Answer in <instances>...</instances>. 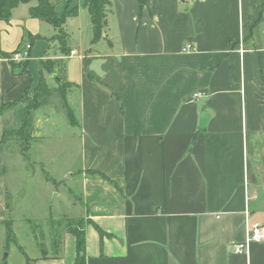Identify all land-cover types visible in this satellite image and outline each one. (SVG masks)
Listing matches in <instances>:
<instances>
[{
    "label": "crops",
    "instance_id": "obj_1",
    "mask_svg": "<svg viewBox=\"0 0 264 264\" xmlns=\"http://www.w3.org/2000/svg\"><path fill=\"white\" fill-rule=\"evenodd\" d=\"M109 1L98 42L86 0L56 5L58 17L68 5L79 9L62 28L75 53L66 59L49 43L58 31L30 17L36 2L0 22L5 242V132L23 128L41 140L60 123L80 142L83 168L74 181L85 264H264V242L245 255L232 250L264 227V0ZM26 46L32 60L23 74L2 54ZM64 59L75 124L55 107L30 112L26 124L23 108H4L37 87L40 61ZM201 114L210 117L203 130ZM29 258L25 264H74L76 240L63 231L53 256Z\"/></svg>",
    "mask_w": 264,
    "mask_h": 264
},
{
    "label": "rangeland",
    "instance_id": "obj_2",
    "mask_svg": "<svg viewBox=\"0 0 264 264\" xmlns=\"http://www.w3.org/2000/svg\"><path fill=\"white\" fill-rule=\"evenodd\" d=\"M51 1L59 4L56 0ZM60 38L61 32H58L49 43L54 47L56 43L62 53L57 41ZM260 41L261 45H264V33ZM26 47L18 53L25 52ZM31 51L28 58L23 60H16V55L8 57L15 70L23 74L28 73L29 62L32 60ZM62 55L66 59L72 54ZM65 59L50 60L58 66L53 75L45 76L48 86V81L51 87L57 85L55 79L61 76L60 64H65ZM34 90L28 91L19 99L17 105L26 110L32 108L30 101L33 99ZM45 110L47 109L41 110L40 113L46 112ZM58 124L56 130L43 136L41 140L25 134L21 128L5 134L4 183L9 212L7 227L9 224L13 227L16 243L7 246L4 233L0 230V264H25L26 256H29V259L46 254L53 256L54 243L59 241L63 230L72 225H85V219H82L84 209L80 201L81 185L74 181L83 168L80 142L73 140L68 135L71 134L69 130ZM75 221L81 224H73ZM66 242L67 240L65 244Z\"/></svg>",
    "mask_w": 264,
    "mask_h": 264
},
{
    "label": "trees",
    "instance_id": "obj_3",
    "mask_svg": "<svg viewBox=\"0 0 264 264\" xmlns=\"http://www.w3.org/2000/svg\"><path fill=\"white\" fill-rule=\"evenodd\" d=\"M62 0H56L59 2ZM70 5L72 2L71 0H65ZM87 2L84 5V8L87 9L89 16L92 19V31L94 32L95 42H98L103 39V35H105V26L107 23V15L112 6L111 1L109 0H86ZM31 2H36L37 5L31 7L29 10L30 17L39 19L43 22H47L51 25L55 30L61 32V38L57 41L60 44L61 52L65 56H69L71 53L69 44H70V37L67 33L63 32L64 24L71 19H76L79 14V9H70L69 5L66 11L58 17L56 14V5L57 3H52L51 0H0V22L4 21L6 23H10L12 21L13 12L21 5H28ZM141 6H144L146 0H140ZM107 38V36H106ZM5 58H8L10 55L2 54ZM13 69L15 68L14 65ZM54 62L47 60V61H40L39 66V82L37 87L34 90L33 99L30 101V108L26 110L23 108L22 111V121L26 124L27 117L29 116L30 112L37 110V109H44L49 107H55L58 112H62L67 117L68 121L71 124H75V117L73 115L72 109L68 106L67 103V95L68 89L72 87L69 84L65 77H56L55 81L57 83L56 88H51L47 85L46 75H53L55 68H57ZM64 63L60 64L61 71ZM60 71V73H61ZM18 103H14L11 105H6L5 109H12L16 108ZM24 131L23 128H21ZM7 132H5L6 134ZM5 142V141H4ZM98 175L97 173L92 174L93 177ZM81 224L79 221L73 222V224ZM8 224V223H7ZM68 234L72 235L76 240V255L77 259L74 264H85L86 254V240H85V229L84 225L77 226L72 225L68 226L67 230H63ZM15 233L13 227L9 224L8 231H7V246L11 243L15 242Z\"/></svg>",
    "mask_w": 264,
    "mask_h": 264
},
{
    "label": "built area",
    "instance_id": "obj_4",
    "mask_svg": "<svg viewBox=\"0 0 264 264\" xmlns=\"http://www.w3.org/2000/svg\"><path fill=\"white\" fill-rule=\"evenodd\" d=\"M32 48L27 46L26 47V51L23 53H18L15 54L16 55V60L17 59H25L28 58L29 56V51H31ZM184 52L190 51V48H186L183 50ZM75 53H72V55H74ZM200 95L198 94L197 96H195V98L199 97ZM248 238L246 239L245 242L242 243H235L232 245V250L236 255H245L248 252V248L250 246L251 243H262L264 242V227H260V226H255L249 233Z\"/></svg>",
    "mask_w": 264,
    "mask_h": 264
},
{
    "label": "water",
    "instance_id": "obj_5",
    "mask_svg": "<svg viewBox=\"0 0 264 264\" xmlns=\"http://www.w3.org/2000/svg\"><path fill=\"white\" fill-rule=\"evenodd\" d=\"M182 1L186 2V0H182ZM200 117H201V121H200L199 130H203L206 128V126L210 120V117H208V115H206V114H201Z\"/></svg>",
    "mask_w": 264,
    "mask_h": 264
}]
</instances>
